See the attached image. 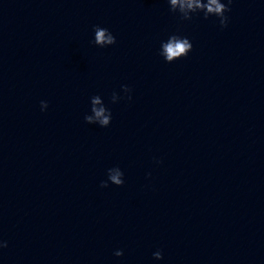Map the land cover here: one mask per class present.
Segmentation results:
<instances>
[{"label":"clouds","instance_id":"9594fccd","mask_svg":"<svg viewBox=\"0 0 264 264\" xmlns=\"http://www.w3.org/2000/svg\"><path fill=\"white\" fill-rule=\"evenodd\" d=\"M232 3V0H227V4L221 2V0H207L206 3H201V0H170V11L173 13H179L181 19L190 20L191 17H188L185 13V10H193L200 9L204 18L207 19L209 16H216L219 18V23L221 28L227 27L228 17L225 15L226 12L231 11L228 7L229 4ZM178 6V9H177ZM93 31L95 33V43L98 45L105 44H115L116 38L115 36L106 28H102L100 26H94ZM192 43L187 37H182L178 35H171L166 43L162 44V55L165 57V61L171 63L175 61L177 58L186 57L188 53L192 50ZM122 89L125 93H130L131 89L127 85H122ZM131 100V96L127 97ZM100 101L98 98H93V104H98ZM48 104L46 101H41V110H46ZM92 111L94 112L93 116H85L84 119L88 124H91L96 120H99L101 125H109V119L112 118L111 111L109 115H105L104 108H95L93 107ZM110 173L113 171L112 169L108 170ZM121 172L116 170L114 174H110L108 179L112 182V184L116 186L123 185L124 181L121 180ZM101 187H108V181H102ZM7 247L6 242H0V248ZM114 255L117 257L123 255L122 250H117ZM153 257L157 260L163 259V254L161 251H156L153 253Z\"/></svg>","mask_w":264,"mask_h":264}]
</instances>
